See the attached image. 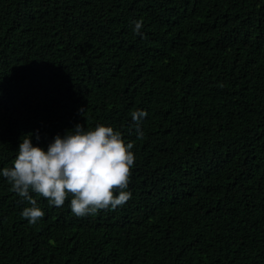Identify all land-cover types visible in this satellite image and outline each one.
Returning a JSON list of instances; mask_svg holds the SVG:
<instances>
[{
    "label": "trees",
    "instance_id": "trees-1",
    "mask_svg": "<svg viewBox=\"0 0 264 264\" xmlns=\"http://www.w3.org/2000/svg\"><path fill=\"white\" fill-rule=\"evenodd\" d=\"M77 123L134 144L131 198L31 225L0 175V264H264V0H0V169Z\"/></svg>",
    "mask_w": 264,
    "mask_h": 264
},
{
    "label": "clouds",
    "instance_id": "clouds-1",
    "mask_svg": "<svg viewBox=\"0 0 264 264\" xmlns=\"http://www.w3.org/2000/svg\"><path fill=\"white\" fill-rule=\"evenodd\" d=\"M142 27V20L135 21L133 32L142 36ZM146 115L140 109L131 113L138 137L143 136L140 122ZM31 135L20 140L12 165L0 169L11 189L31 205L21 212L29 224L44 216L30 193L58 208L71 197L70 208L77 217L115 210L131 198L127 189L136 159L134 144L120 131L106 124L86 129L77 123L64 135L53 134L45 148L34 145ZM35 138L40 139L38 132Z\"/></svg>",
    "mask_w": 264,
    "mask_h": 264
}]
</instances>
